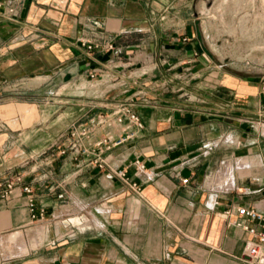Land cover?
Here are the masks:
<instances>
[{"label":"crops","instance_id":"1","mask_svg":"<svg viewBox=\"0 0 264 264\" xmlns=\"http://www.w3.org/2000/svg\"><path fill=\"white\" fill-rule=\"evenodd\" d=\"M7 1L17 14L0 17V179L22 173L46 215L31 219L21 189L0 198V264H248L250 235L234 222L264 230L236 212L264 214V69L212 64L197 0ZM122 104L144 127L93 146L125 132ZM75 124L91 128L82 142L94 150L70 145ZM119 168L139 190L108 174Z\"/></svg>","mask_w":264,"mask_h":264},{"label":"rangeland","instance_id":"2","mask_svg":"<svg viewBox=\"0 0 264 264\" xmlns=\"http://www.w3.org/2000/svg\"><path fill=\"white\" fill-rule=\"evenodd\" d=\"M192 14L213 65L237 76L264 69V0H197Z\"/></svg>","mask_w":264,"mask_h":264},{"label":"built area","instance_id":"3","mask_svg":"<svg viewBox=\"0 0 264 264\" xmlns=\"http://www.w3.org/2000/svg\"><path fill=\"white\" fill-rule=\"evenodd\" d=\"M17 14L16 5H13L11 1L0 0V17H4L10 20H15V15ZM89 54L96 48L94 45L87 44ZM261 91L264 93V81L261 82ZM115 115V121L118 123H124L125 132L118 137L112 135H106L104 137L92 142L93 146L103 150L104 148L110 149L126 141L133 139L137 136L141 129L144 127L141 116L128 104H122L117 108ZM108 117L106 114H100L97 116V120L93 118L96 125L104 123ZM264 125V122H263ZM69 137L72 138L73 147H79L82 152L88 153L90 150H94L92 147L85 146L82 140L92 139L93 131L91 128L86 127L82 124H75L69 131ZM90 142V143H91ZM98 165L103 168L105 167L106 161L104 159H95ZM138 168L144 170V164L140 159L136 160ZM108 174L116 175L124 180L125 183L129 184L133 189H140L136 182H130L127 173L124 168H119L117 170H110ZM26 177L22 173H6L3 178L0 179V198L6 199L12 196L15 189H21L27 196V205L31 212V219L41 220L44 219L46 215L45 207H38L37 204V193L33 188V185L26 182ZM187 181V179H184ZM233 209H228L226 212L231 214ZM236 212L246 217L248 220H260L264 222V214L259 212L254 207H245L244 205L236 207ZM236 225L243 227L250 235V238L246 241V246L244 249V260L248 264H264V230L258 229L256 226L248 224L247 222L241 220H235Z\"/></svg>","mask_w":264,"mask_h":264},{"label":"bare ground","instance_id":"4","mask_svg":"<svg viewBox=\"0 0 264 264\" xmlns=\"http://www.w3.org/2000/svg\"><path fill=\"white\" fill-rule=\"evenodd\" d=\"M20 233V232H19ZM19 233H16V234H14V235H12L9 239L11 240V241H14V239H18L21 235H22V233L21 234H19ZM23 236V235H22Z\"/></svg>","mask_w":264,"mask_h":264}]
</instances>
